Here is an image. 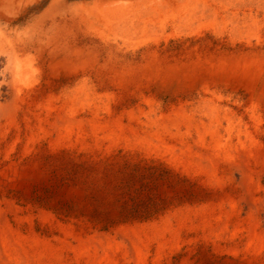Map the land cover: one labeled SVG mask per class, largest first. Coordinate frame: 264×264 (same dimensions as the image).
Here are the masks:
<instances>
[{"label": "rangeland", "instance_id": "374dc122", "mask_svg": "<svg viewBox=\"0 0 264 264\" xmlns=\"http://www.w3.org/2000/svg\"><path fill=\"white\" fill-rule=\"evenodd\" d=\"M92 1L0 0V264H25L5 257L8 232L54 249L49 264H264V93L207 74L229 48L223 25L155 21L127 43L87 36L93 48L63 21L69 5ZM259 29L241 23L238 42L256 43ZM87 79L99 99L80 95ZM216 105L233 114L229 134L221 119L228 156L171 123L181 107L207 125ZM104 241L110 263L84 251L100 255Z\"/></svg>", "mask_w": 264, "mask_h": 264}, {"label": "bare ground", "instance_id": "6f19581e", "mask_svg": "<svg viewBox=\"0 0 264 264\" xmlns=\"http://www.w3.org/2000/svg\"><path fill=\"white\" fill-rule=\"evenodd\" d=\"M111 1L112 0H93L92 6H87L85 4L79 5L78 3L77 5H69L68 8H66L68 16H65L63 18V21H65V23L67 21H71L74 23V28L81 33H78L77 35L82 36L83 33L82 39L89 42L88 43L86 41L85 45L89 44L93 48H99L97 46L99 44L96 45L91 42V38H97L94 36H98L96 34L97 32L98 34L103 36H105L104 31H110L115 35L118 33H122L124 36L121 37V39H123L124 42L126 41L127 43L132 41V34L135 33L136 35L141 37L145 32L147 33L149 27L154 25L155 21L157 26H159L160 28L162 27L165 30V25L171 26L173 28H189L195 22L200 23L204 19H212L214 22L223 25V29L220 31L218 36L221 38L226 37L225 39H223V41L226 42V45L229 44V46H226L229 48L224 53V57L220 61H217V66H215L211 70H208L210 72L206 71L207 74L213 73L214 75L216 74L217 76L225 78L226 84L231 83V81L233 82L236 79L241 80L242 77L243 79H246L248 81V87L251 88L252 86L253 88L260 90L262 94L264 93V0H114L112 3ZM117 2L119 3L115 4ZM152 16L156 18V20L154 19L153 22L151 20ZM247 20H253V23L258 24V27L260 28L259 31H261V36L254 44H251L249 42V39H247V42L244 43L238 42L239 39H237L238 35H240V31H237L239 25ZM227 25H231V28L228 29L229 27L227 28ZM100 27H102V29H100ZM87 36L91 38H87ZM239 43H242L241 46H237ZM113 45L115 44L113 43ZM105 46L107 47L106 43ZM149 52V50L143 51L141 55L146 56L149 54ZM192 74L197 73L192 72ZM79 93L82 97H84L83 99L85 102L97 100L100 97L96 86L91 83L89 79H87V81L84 80ZM147 103H150V101H147ZM209 113L211 122L207 125H198L196 123L195 115L192 112H187L181 107L178 111V116L176 115L177 118L173 119L172 121L169 116H161L156 121L164 122L169 120L171 121L172 125L179 124L186 125L188 128H196L199 131L198 137L201 143H204L206 137L210 135L211 139L209 145L211 148H213L212 153L214 155L219 156V154H226V156H228V152H230L231 148L229 143L230 140H228L230 138L228 135L225 143H222V136L220 135L221 119H226L229 121V126L226 129V134H229L230 131L233 130L232 126L234 125V123L232 122V118L230 117L233 116V114L228 111L220 112V107L217 105L212 106L209 109ZM66 120V123H68L67 125H65L66 130L70 131L77 126V123H74V118L71 119L68 117V119ZM109 121L107 122L110 123ZM115 124H117L116 126H118V129L122 128V130L124 131L123 123L121 122L120 117L117 118ZM112 128L113 127H111V129ZM200 128L202 129V131L199 130ZM128 130L131 134H136L137 132L135 127L132 126L129 127ZM244 172L247 174V176H249V167L246 165ZM247 178L249 179L250 177ZM7 234L8 235L6 237L9 240L6 238L8 242L3 246L4 255L8 259H21L25 264H49V260L52 259V257L56 258L54 256V249L42 242L34 241L33 245L27 246L25 242L15 240L11 233L8 232ZM132 245L136 249L138 256L141 257L142 249L140 248L139 236L135 235L133 237ZM99 248L101 250L100 255H98V253L94 249L92 252V250L88 246L84 247V251L90 257H96L100 261L110 260V253L113 251V246L111 245V243L108 241H104Z\"/></svg>", "mask_w": 264, "mask_h": 264}]
</instances>
